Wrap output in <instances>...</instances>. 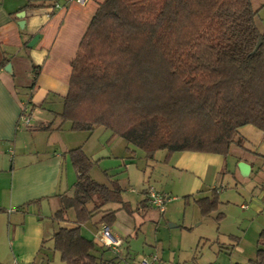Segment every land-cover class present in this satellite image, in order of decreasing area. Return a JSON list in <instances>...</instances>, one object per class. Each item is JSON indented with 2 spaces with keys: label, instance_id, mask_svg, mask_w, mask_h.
Returning a JSON list of instances; mask_svg holds the SVG:
<instances>
[{
  "label": "trees",
  "instance_id": "1",
  "mask_svg": "<svg viewBox=\"0 0 264 264\" xmlns=\"http://www.w3.org/2000/svg\"><path fill=\"white\" fill-rule=\"evenodd\" d=\"M257 15L252 0L102 2L71 61L57 117L74 131L109 129L148 159L161 150L167 161L180 152L228 157L232 147L242 146L240 128L264 132V33ZM9 63L0 49V70ZM34 72L32 87L40 67ZM68 156L78 173L74 194L63 196L53 219L69 221L72 210L76 227L54 233V250L64 264H105L108 249L86 237L82 226L101 212L111 226L118 210L105 208L130 211L129 203L118 181L107 185L92 177L95 163L82 147ZM144 194L150 203L148 189ZM197 203L210 216L219 209V192L213 189ZM258 243L255 258L237 264H264V230Z\"/></svg>",
  "mask_w": 264,
  "mask_h": 264
},
{
  "label": "crops",
  "instance_id": "2",
  "mask_svg": "<svg viewBox=\"0 0 264 264\" xmlns=\"http://www.w3.org/2000/svg\"><path fill=\"white\" fill-rule=\"evenodd\" d=\"M104 1L88 0L80 4L70 0H0V49L10 58L13 71L10 74L5 68L0 70V262L15 236L16 243L11 245L16 257L14 264H49V256L41 255L44 241L53 240L61 227H76L75 216H70L72 210L69 221L53 219L61 208L63 196H73L78 173L67 154L71 149L65 147L64 152L60 149L68 144L64 139V126L68 122L62 123L57 117L61 111L52 108L58 101L63 102L68 93L71 61ZM22 12L24 28L20 26ZM37 35L40 39L29 47ZM35 66L40 67V72L32 87ZM23 103L29 104L33 128H27L21 121ZM239 134L244 140L242 146L232 147L231 153H236L233 159L236 163H248L249 175H264V132L254 125H246L240 128ZM170 162L195 175L200 190L214 183L224 167L230 166L229 156L200 152L175 153ZM109 177V184H104L110 185L115 180L125 189L124 178ZM213 189L219 192L213 184L204 197H210ZM258 198L259 212L264 191H260ZM148 204L142 202V207ZM119 208V205H110L105 210ZM242 208L248 206L242 205ZM106 214L99 213L83 229L87 227V234H93L90 239L111 251L100 240L102 228L109 227L112 236L121 240L122 245L125 243L122 236L126 233L116 225L112 224L111 230V226L104 224L101 220ZM118 214L117 211L116 220ZM30 224L34 227L27 229ZM83 229L82 233L88 237ZM26 230L31 231L28 236H25ZM106 254H102V260ZM153 254L159 255L157 264H164L160 244H156L149 256ZM131 257L129 252L122 260L126 262Z\"/></svg>",
  "mask_w": 264,
  "mask_h": 264
},
{
  "label": "rangeland",
  "instance_id": "3",
  "mask_svg": "<svg viewBox=\"0 0 264 264\" xmlns=\"http://www.w3.org/2000/svg\"><path fill=\"white\" fill-rule=\"evenodd\" d=\"M252 1L258 11L256 23L264 33V0ZM57 103L52 109L62 111L63 102ZM65 124L64 139L68 144L60 147L62 152L65 147H82L95 163L91 175L99 183L109 184V176L125 179L123 198L131 203L130 211H133L118 210L113 224L126 233L122 236L125 243L119 248L123 256L115 250L104 251L103 254L108 253L104 257L105 264H125L122 258L129 252L132 259L143 255L149 257L156 244L161 245L164 264H237L255 258L259 236L264 230V198L262 211L258 212L260 207L257 206L258 195L264 191V175L243 176L239 163L233 159L235 152L229 154L230 166L224 167L216 181L209 184L219 188L221 203L217 211L206 216L197 200L206 195L210 186L200 190L195 175L174 167L171 159L167 161V151H158L154 159H148L142 149L127 143L109 129L98 127L90 135L86 131L72 130L69 122ZM148 187L172 198L166 204L165 213L148 203L147 207H142L143 190ZM242 205L248 208L244 209ZM219 213H223L221 219H217ZM70 216L74 218V211ZM31 227L34 226L30 224L27 229ZM86 229L84 227V232ZM25 233L28 236L31 231ZM92 235L87 234L88 238ZM11 240L0 264H14L16 260L11 246L16 243L15 236ZM41 255L49 256V264H63L52 239L44 241Z\"/></svg>",
  "mask_w": 264,
  "mask_h": 264
},
{
  "label": "built area",
  "instance_id": "4",
  "mask_svg": "<svg viewBox=\"0 0 264 264\" xmlns=\"http://www.w3.org/2000/svg\"><path fill=\"white\" fill-rule=\"evenodd\" d=\"M71 2H78L80 4H85L88 0H70ZM59 7V5H57ZM21 121L27 128H33L32 125V115L29 109L28 103L22 104V113H21ZM148 198L150 204L159 209L162 213L166 211V204L170 201L171 197L168 194L162 193L153 187L148 188ZM102 244L112 248L116 252H119V248L122 246V241L116 239L112 236L110 228L105 227L102 236L100 238ZM159 261V255L153 254L149 257H142L139 259H130L125 262V264H157Z\"/></svg>",
  "mask_w": 264,
  "mask_h": 264
},
{
  "label": "water",
  "instance_id": "5",
  "mask_svg": "<svg viewBox=\"0 0 264 264\" xmlns=\"http://www.w3.org/2000/svg\"><path fill=\"white\" fill-rule=\"evenodd\" d=\"M24 15H25V14H24L23 12L20 14V18L22 19V21L20 22V26H21L22 28H24V26H25V22H24V20H23ZM39 39H40V35L35 36V37L33 38V40L28 44L29 47L34 46V45L37 43V41H38ZM261 44H262V41H260V42L258 43V45H257V47H256V50L260 47ZM5 71L8 72V73H10V74L13 73V71H12V64H11V63H9V64L5 67ZM239 168H240V171H241V173H242L243 176H248V175L250 174V172H251V166H250L248 163H246V162H240V163H239Z\"/></svg>",
  "mask_w": 264,
  "mask_h": 264
}]
</instances>
